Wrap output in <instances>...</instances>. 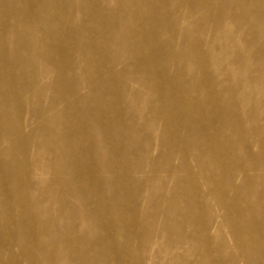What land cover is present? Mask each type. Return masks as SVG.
Returning a JSON list of instances; mask_svg holds the SVG:
<instances>
[{
	"label": "rangeland",
	"instance_id": "obj_1",
	"mask_svg": "<svg viewBox=\"0 0 264 264\" xmlns=\"http://www.w3.org/2000/svg\"><path fill=\"white\" fill-rule=\"evenodd\" d=\"M54 1L0 0V264H264V0Z\"/></svg>",
	"mask_w": 264,
	"mask_h": 264
},
{
	"label": "bare ground",
	"instance_id": "obj_2",
	"mask_svg": "<svg viewBox=\"0 0 264 264\" xmlns=\"http://www.w3.org/2000/svg\"><path fill=\"white\" fill-rule=\"evenodd\" d=\"M41 5L44 7V9H46V10H50L51 8H55V6H56V2L54 1V0H42V2H41ZM29 8H30V6H29V4H25V5H23V6H17L16 4L13 6V9L8 13V14H12V15H16L17 16V18H18V20H17V23H16V26H15V28L13 29V34H14V36L16 37V38H22V37H24L25 36V31H24V28H23V26H22V24H21V19H22V17H23V15H24V13L26 12V11H28L29 10ZM95 13H97V9H94L93 11H88V12H86V13H84V16H89L90 14H95ZM37 24H38V22H37V20L36 19H33V20H31L30 21V25L31 26H37ZM99 25H101V22L99 21V23H98ZM102 26V25H101ZM150 28H148L146 31H147V33L149 32V34L150 35H152L153 34V30H150ZM91 45V44H90ZM89 46V44L88 45H86L85 46V48H87ZM92 46L93 47H96V48H98L97 47V45H96V43H94V44H92ZM49 48L48 47H46V46H43L42 47V51H44L45 52V54L47 55V56H49V50H48ZM53 50H55L54 48H52ZM64 49V52L66 53V54H70V55H72V52H70L68 49H65V48H63ZM24 62V60L20 63V64H22ZM20 69L21 70H30L31 69V67L30 66H27V67H20ZM222 105V107L223 108H225L226 110H228V108L227 107H225L224 106V104H221ZM194 108V107H193ZM199 109H197V110H195V112H196V115H198V116H200V112L198 111ZM101 117H103V116H101ZM100 116H98V120L100 121V125H101V127H102V129H103V131L104 132H107V130L108 131H111V129H112V126L114 125L111 121H109V119L107 118V125L106 124H104L103 123V121H102V118H101ZM7 132L9 133V134H17L18 135V137H19V139L23 142V143H25V141H24V135H23V132H20V133H17L15 130H14V128L12 127V126H7ZM21 130H22V128H21ZM1 138L2 137H0V141H1ZM2 155H3V153H1L0 152V168H5V167H7V164L5 163V162H3L2 161ZM20 187V186H19ZM3 197V196H2ZM5 199L7 198V195L4 197Z\"/></svg>",
	"mask_w": 264,
	"mask_h": 264
}]
</instances>
